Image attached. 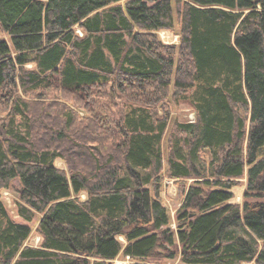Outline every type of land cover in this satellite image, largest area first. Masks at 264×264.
Here are the masks:
<instances>
[{"label":"trees","instance_id":"trees-1","mask_svg":"<svg viewBox=\"0 0 264 264\" xmlns=\"http://www.w3.org/2000/svg\"><path fill=\"white\" fill-rule=\"evenodd\" d=\"M2 113L0 264H264V0H0Z\"/></svg>","mask_w":264,"mask_h":264},{"label":"rangeland","instance_id":"rangeland-1","mask_svg":"<svg viewBox=\"0 0 264 264\" xmlns=\"http://www.w3.org/2000/svg\"><path fill=\"white\" fill-rule=\"evenodd\" d=\"M179 23H175V27L173 30H160L157 32L160 39L165 43H173L177 44L179 41ZM78 33L80 31L77 29ZM30 67L31 65H27ZM4 113L0 114V116H3ZM171 116V123L174 120H180V121H193L195 120V111L192 108V105L189 103L188 100H180L177 104H173L171 106L170 111ZM167 139L165 138L163 140L162 148L163 153L165 155L167 150ZM56 165L62 169H66V163L62 160H57ZM246 187V177H243L241 179V184L235 188L236 193V201L242 202L243 201V191ZM19 184L18 182L12 181L8 188L3 189L1 192V198L3 203L5 204V207L7 209L8 214L10 217H12L17 222H25L17 213V202L19 201ZM81 198H85V193L80 194ZM184 197V193L181 192V188L179 187L177 181L168 178L167 176H164L161 182V191H160V199L162 203L166 206L168 213L170 215V223L172 227L175 226V217H176V211L180 207L182 203V199ZM39 214H36V216L33 218L32 221H30L28 224L31 227L30 235L28 236L27 240L25 241L26 245H32L37 246L40 244L41 237L38 234L36 228L39 220ZM123 241V238H120ZM154 261V260H152ZM124 262L125 264H130L131 260L127 257H123L122 255L118 256L115 260H113L112 264H119ZM159 264H179V257L175 258H162L157 261ZM248 264V263H245ZM253 264V263H249Z\"/></svg>","mask_w":264,"mask_h":264},{"label":"built area","instance_id":"built-area-1","mask_svg":"<svg viewBox=\"0 0 264 264\" xmlns=\"http://www.w3.org/2000/svg\"><path fill=\"white\" fill-rule=\"evenodd\" d=\"M127 258L129 259V257L127 256ZM119 264H125L124 262H122V263H119ZM128 264V263H127Z\"/></svg>","mask_w":264,"mask_h":264}]
</instances>
